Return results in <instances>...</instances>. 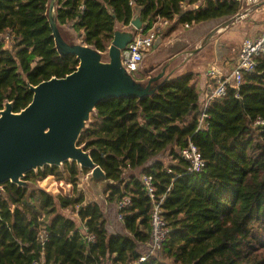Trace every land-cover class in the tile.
Masks as SVG:
<instances>
[{"label":"trees","instance_id":"obj_1","mask_svg":"<svg viewBox=\"0 0 264 264\" xmlns=\"http://www.w3.org/2000/svg\"><path fill=\"white\" fill-rule=\"evenodd\" d=\"M48 1L0 0V110L10 101L14 112H21L33 99L28 84L65 78L79 66L77 57H60L55 48ZM185 1L138 0L137 8L145 24L178 16L191 26L231 19L244 8L236 0L210 1L183 15ZM129 3L60 0L59 21L84 34V44L105 52L116 28L134 19ZM7 35L13 42L8 46ZM256 62L240 91L230 88L211 104L207 132L197 131L200 75L169 83L153 98L101 103L80 144L115 183L106 192L109 212L114 208L119 214V203L130 198V206L120 211L124 232L111 234L104 210L82 194L54 197L7 183L0 196V264L136 263L140 247L152 240V201L141 182L145 174L153 177L157 198L166 195L169 233L160 256L143 264H264V126H256L264 121V55ZM189 139L205 162L201 173L191 172L180 156ZM166 152L172 157L168 165L161 159ZM54 168L29 173L27 180H42ZM70 172L77 191L75 163ZM84 225L95 236L93 243H87ZM42 231L48 234L44 244Z\"/></svg>","mask_w":264,"mask_h":264},{"label":"water","instance_id":"obj_2","mask_svg":"<svg viewBox=\"0 0 264 264\" xmlns=\"http://www.w3.org/2000/svg\"><path fill=\"white\" fill-rule=\"evenodd\" d=\"M60 9V0L48 1L46 17L55 48L60 57H77L79 66L65 78L55 77L37 86L28 84L33 99L21 112H14L10 101L0 110V196L5 195L7 183L32 190L26 179L29 173L69 162L88 171L89 190L107 207L106 192L115 183L94 162L86 145L80 144L98 106L112 99L153 98L165 85L196 74L204 67L202 52L214 35L193 45L185 38L169 44L158 38L155 51L142 63L139 73L143 78L139 79L123 65V52L142 27L141 17L124 28L118 26L110 47L101 52L76 40L60 23ZM179 44L184 48L181 51L175 50ZM230 53L228 45L216 41V62H224Z\"/></svg>","mask_w":264,"mask_h":264},{"label":"built area","instance_id":"obj_3","mask_svg":"<svg viewBox=\"0 0 264 264\" xmlns=\"http://www.w3.org/2000/svg\"><path fill=\"white\" fill-rule=\"evenodd\" d=\"M138 0H130V6L134 10L133 21L141 17V14L137 8ZM215 2L225 3L229 0H198L191 3L190 0H186L182 3L183 15L196 13L203 6L202 2ZM244 5L245 11H250L255 6L264 3V0H236ZM203 9V8H202ZM242 9V10H243ZM85 6L80 7L81 14L84 12ZM247 13V12H246ZM237 17H242L241 12L237 14ZM132 21V22H133ZM131 22V23H132ZM130 23V24H131ZM172 25L185 27L190 29V24H184L181 22V17H173L172 19L158 17L151 25L143 23L142 27L137 29V34L132 43L127 46V49L123 52V65L130 71L135 77L140 72L144 59L154 51V45L158 38L166 36L165 30L169 29ZM124 28L126 26H120ZM4 42L8 46L12 42V37L7 35L4 37ZM264 55V33L253 39H246L240 49L238 58L232 65L221 67L218 62L212 64L208 70H206L203 79L201 80V92H200V116L197 119V131L207 132L210 129L209 123V109L211 104L227 95L228 90L234 89L240 91L243 85V78L245 74H252L257 68L256 58ZM256 126L263 127L264 121L258 120ZM180 156L189 163V170L193 173H201L205 168V162L201 156L200 150L189 139L186 147L179 151ZM43 170V169H42ZM170 172V171H169ZM50 177V176H49ZM141 182L152 201V240L145 246L149 248L148 254L143 255L133 264H143L152 258L156 253L160 252L169 233L167 222L164 219L163 205L166 201V195L160 199L156 196V187L153 181V177L150 175H142ZM70 197V196H69ZM131 204L130 198H125L118 205V217L122 221V214L120 211L129 207ZM82 230L87 234V243H93L95 236L88 234V228L84 225ZM42 244L48 240V234L46 231H42L39 236Z\"/></svg>","mask_w":264,"mask_h":264},{"label":"rangeland","instance_id":"obj_4","mask_svg":"<svg viewBox=\"0 0 264 264\" xmlns=\"http://www.w3.org/2000/svg\"><path fill=\"white\" fill-rule=\"evenodd\" d=\"M255 10H256V6L253 8L254 12ZM250 11H248L250 15L249 13L242 11V13H245L244 14L245 18L243 21L241 20L242 17L238 18L236 15L231 19L216 20L211 23L209 22L210 24L208 23V24H204L201 26H197V24H195L193 28L191 27L192 29L191 28L186 29L183 26L180 27L177 25H172L169 29L165 30V32L169 31V33L168 34L166 33V36L164 37L163 41L165 44H169L171 41L177 38H185L186 40L189 41L191 45H193L198 40L204 37H207L208 35L212 33V36L213 35L214 36H213L211 43L207 46L204 52H202L204 53L202 55H205L206 57L203 62L204 67L206 68V64L209 66L210 64L212 65L216 62L215 44L217 40L221 39L223 41H226L227 43H230L228 44L230 51L233 52L234 56H237L240 48L242 47L243 41L245 39L250 38L252 36H256V35L261 36L264 33V26H260L258 24V27L257 25L256 27H254L256 23L251 18L253 17L252 15L254 14V12L251 13ZM259 13L261 14V12ZM263 24L264 23L262 22V25ZM251 27H254V28L251 29ZM66 29L75 35V38L78 42L83 43L81 35H84V34L77 32L70 25H66ZM182 46H183L182 44H179L175 48V50L181 51L182 49H184ZM154 51H152L151 54ZM199 58L201 60V56H199ZM233 63L234 61H229L227 65H232ZM137 78L141 79L143 78V76L140 73H138ZM200 80L201 78L199 79V83H200ZM200 87H199V91L201 92ZM166 155H167V152L163 156V159L168 165L172 161V157H170L169 153L167 156ZM72 165H73L72 163L68 162L64 164L62 167H55L50 177L48 176L42 180H37L36 182L32 181V179L31 180L28 179L27 181L32 184V190L30 191L44 190L50 193L51 195H53L54 197H58L60 195L68 197V196L75 195V193L82 194L85 196L87 203L100 204V202L96 200V198L93 196L92 192L88 188V180H87L88 171L87 170L83 171L78 168L80 175H79L78 187H76L77 191L75 190V186L72 182V174L70 172V167ZM43 171H45V168L43 170L35 171L34 175H38ZM137 175L139 176V174ZM100 205L105 209L104 212L106 214V219H107L108 226L111 232L123 233L124 232L123 224H122V221L119 220L117 211L115 212L114 208H112V211L110 213L109 209L106 208L105 205H102V204ZM59 211L60 213L66 216L74 215L71 209H59ZM148 250L149 248L146 247L145 245H142L140 247V252L143 255L148 254L149 252ZM159 256H160V252L156 253L153 257H159Z\"/></svg>","mask_w":264,"mask_h":264},{"label":"crops","instance_id":"obj_5","mask_svg":"<svg viewBox=\"0 0 264 264\" xmlns=\"http://www.w3.org/2000/svg\"><path fill=\"white\" fill-rule=\"evenodd\" d=\"M206 2H202V3H200V5L201 6H203L202 8H204L205 6H206ZM201 8V9H202ZM246 9H243V10H241V14H242V21L244 20V14L245 13H242V11L244 12ZM264 3H262V4H259L257 7H256V10H255V12L253 11V8L251 9V13H253L254 12V14L252 15L253 17H251L252 18V20L256 23L255 24V26L254 27H256V25H257V27H258V24L260 25V26H264V24L262 25V22L264 23ZM245 12H247V13H249L248 11H245ZM259 12H261V14L259 13ZM249 15H250V13H249ZM238 18H240V17H238ZM260 19H262V20H260ZM260 20V21H259ZM213 21H216V20H213ZM213 21H209L210 23L211 22H213ZM209 22H204V23H200V24H197V26H201V25H204V24H208ZM209 23V24H210ZM246 25V24H245ZM254 27H251V29H253ZM192 28H193V26H192ZM191 28V29H192ZM259 35H256V36H252V37H250V38H247V39H253V38H256V37H258ZM205 38V37H204ZM204 38H202V39H204ZM202 39H200V40H202ZM200 40H198V41H200ZM221 40V39H220ZM246 40V39H245ZM244 40V41H245ZM197 41V42H198ZM222 42H224L226 45H228V44H230V43H227L226 41H223V40H221ZM243 41V42H244ZM196 42V43H197ZM196 43H194V44H196ZM229 46V45H228ZM241 49V48H240ZM204 52V51H203ZM239 52H240V50H239ZM239 52H238V55H239ZM238 55L237 56H234V54H233V52H231L229 55H228V57L225 59V61L224 62H226V64H228V62L229 61H236L237 60V58H238ZM224 62H218L219 64H220V66L222 67H225V63ZM206 67H207V64H206ZM206 70H207V68H205V67H202V68H200L199 69V71L198 72H196V74L195 75H200V78H201V80L203 79V77H204V74H205V72H206ZM202 75V76H201ZM200 80V83H199V87H200V85H201V81ZM168 153L169 152H167V155H168ZM166 154V153H165ZM164 154V155H165ZM166 155V156H167ZM161 159H163V158H161ZM136 174H139L138 172L136 173ZM100 205V204H99ZM101 206V205H100ZM101 208L105 211V209L101 206ZM106 208H108V205H107V207ZM109 227V226H108ZM109 229V232L111 233V234H116V232H111V230H110V228H108ZM114 231V230H113ZM109 264H112L111 262L109 263Z\"/></svg>","mask_w":264,"mask_h":264}]
</instances>
